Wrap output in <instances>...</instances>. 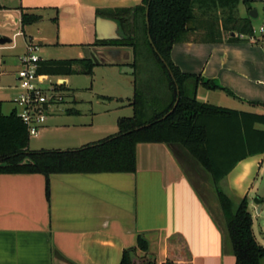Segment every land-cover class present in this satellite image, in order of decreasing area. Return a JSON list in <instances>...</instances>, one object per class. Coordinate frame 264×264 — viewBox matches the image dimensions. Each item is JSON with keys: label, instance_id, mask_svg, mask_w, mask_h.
I'll return each mask as SVG.
<instances>
[{"label": "crops", "instance_id": "crops-1", "mask_svg": "<svg viewBox=\"0 0 264 264\" xmlns=\"http://www.w3.org/2000/svg\"><path fill=\"white\" fill-rule=\"evenodd\" d=\"M142 1L0 0V20L4 21L0 36L10 39L4 44L11 43L9 32L21 25L13 34H23L25 51L29 43L42 45L43 38L35 42L25 27L39 21L44 12H52L50 19L57 34L49 44L74 47L78 52L75 58H83V48L95 45L97 17L109 18L100 11L135 7ZM22 13L38 15L39 19L22 25ZM101 25L110 29L105 21ZM170 57L181 72L213 79L232 92L198 85L197 100L264 114V44L242 38L228 40L224 34L221 41L195 39L189 34L172 45ZM96 65L120 66L113 62ZM15 85L0 86V91L7 87L17 90ZM51 85L66 90L65 83ZM100 97L105 103L110 98H123ZM12 98H0L2 105L10 101V111L17 110ZM66 111L78 113L72 107ZM252 127L264 130L262 123ZM261 154L239 159L218 182L234 202L247 197L252 229L250 207L255 210L259 204L255 198L261 199L254 185ZM201 169L179 144L141 142L135 148L134 172L59 173L48 179L41 173H0V264H119L123 250L135 248L139 234L146 238L147 250L135 249V264L144 259L152 264L166 259L175 264H235L214 183L205 169L207 177H200ZM254 235L264 247V240Z\"/></svg>", "mask_w": 264, "mask_h": 264}, {"label": "trees", "instance_id": "trees-1", "mask_svg": "<svg viewBox=\"0 0 264 264\" xmlns=\"http://www.w3.org/2000/svg\"><path fill=\"white\" fill-rule=\"evenodd\" d=\"M250 1L143 0L139 6L100 11L101 15L118 23L123 37L96 40L95 45L129 46L133 51L132 73L145 68L141 86L137 87L133 81V95L128 102L132 114L117 119L118 131L115 134L82 148L30 151L26 126L15 109L3 114L0 100V173H41L48 179L50 175L59 173L134 172L137 143L179 144L212 178L235 264H264V247L255 238L247 197L234 202L218 187V182L239 159L264 153V130L252 127L253 123L264 124V114L238 112L197 100L198 85L229 94L232 92L213 79L181 72L170 57L172 45L184 41L189 33L197 30L195 8L205 13L217 6L232 9L240 2ZM147 4L148 25L145 15ZM37 19L38 15L21 14L22 25ZM229 22L231 24L222 34L203 38L221 41L224 34L228 40H240L238 34L252 32L249 17L230 18L227 24ZM147 61L152 62L151 69ZM76 64L88 74L95 65L92 59L85 57L40 59L37 74H72ZM239 114L243 116L241 119ZM255 201L260 203L261 199L256 197ZM135 249L147 250V240L143 235H137L135 248L123 250L119 264H135L132 259ZM141 264H152V261L144 259ZM162 264L175 262L166 259Z\"/></svg>", "mask_w": 264, "mask_h": 264}, {"label": "rangeland", "instance_id": "rangeland-1", "mask_svg": "<svg viewBox=\"0 0 264 264\" xmlns=\"http://www.w3.org/2000/svg\"><path fill=\"white\" fill-rule=\"evenodd\" d=\"M252 9L258 12V16L255 18L249 15ZM194 10L197 30L189 34L195 39L222 34L225 27L231 24V22L227 24V20L230 18L239 20L249 17L254 27H257L264 20V3L261 0H252L249 3L240 2L232 9L217 6L205 13L197 8ZM52 15V12H44L39 21L25 27L26 33L34 36L35 42L38 37L43 38V44L38 45L34 53L41 59L78 57L77 49L74 47L49 44L54 41L53 39L57 34V26L50 19ZM20 26L18 29L21 28ZM18 29L15 27L9 32V37L12 39L11 43L0 45V86L17 83L16 71L20 66L19 56L25 51L23 34L21 32L20 35L13 34L21 30ZM71 38L68 37L67 39ZM131 57L132 54L130 53ZM128 59L129 57L126 60ZM146 64L151 69L152 62L147 61ZM81 68V65L76 64L73 66L74 72L72 74L40 75L38 77L37 82L41 87H48L50 83H65L66 90L64 91L59 85H55L62 93L63 100L55 109L56 111L48 115L46 126L40 129L37 135L29 136L28 150H64L79 147L89 141H98L117 131V117L132 114L131 107L127 105V99L133 95L134 80L137 87L141 86L145 68H140L135 74L132 73L133 68L127 64L119 67L95 64L90 74L82 72ZM163 90L165 92V89ZM17 93V90L9 87L2 88L0 98L14 97ZM101 95H118L123 98L122 100H119L121 98H110V101L105 103V99L103 100ZM222 105L225 106L226 104ZM69 107L78 110V113H67L66 109ZM10 108V101H4L1 111L8 113ZM63 123L68 126H59ZM259 157L262 159V164L254 185L258 189L261 201L255 210L250 207V211L254 215V233L259 239L264 240V155L261 154ZM201 170L200 177L205 179L208 173L203 169ZM195 184H197L196 181ZM197 188L200 190L201 186L197 184ZM261 204L262 210L259 211L258 208L261 209Z\"/></svg>", "mask_w": 264, "mask_h": 264}, {"label": "built area", "instance_id": "built-area-1", "mask_svg": "<svg viewBox=\"0 0 264 264\" xmlns=\"http://www.w3.org/2000/svg\"><path fill=\"white\" fill-rule=\"evenodd\" d=\"M264 3V0H261ZM242 39L264 44V20L252 27L250 34H238ZM37 44H27L26 51L19 56L20 66L16 72L18 90L12 98L16 114L26 126L28 135H37L45 125L48 115L56 111L63 95L55 85L41 87L37 80L38 62L41 59L34 51ZM264 155V153H263Z\"/></svg>", "mask_w": 264, "mask_h": 264}, {"label": "water", "instance_id": "water-1", "mask_svg": "<svg viewBox=\"0 0 264 264\" xmlns=\"http://www.w3.org/2000/svg\"><path fill=\"white\" fill-rule=\"evenodd\" d=\"M147 14H148V4L145 10L146 23L148 25ZM249 15L252 18H255L257 16V11L255 9H252L249 12ZM104 21L107 22L108 25H110V29L106 30L105 28H103L101 24ZM0 23H4V21L2 22L0 20ZM232 35H234V33H232ZM122 37L123 36L120 33L119 25L114 19L105 18L102 16L97 17L96 40L99 41L117 40V39H121ZM6 42H10V39L7 37L0 36V44H4ZM127 47L129 46L92 45V46H85L83 48V52H84V57L92 59V61L95 64L113 62L120 65L123 64L130 65L133 62V51L131 47L129 48ZM130 53L132 54L131 58H130ZM128 57L129 59L126 60ZM176 103H177V99L173 105V108L175 107Z\"/></svg>", "mask_w": 264, "mask_h": 264}]
</instances>
